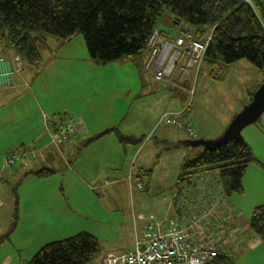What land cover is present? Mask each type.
Returning a JSON list of instances; mask_svg holds the SVG:
<instances>
[{
    "label": "crops",
    "instance_id": "0c3cea01",
    "mask_svg": "<svg viewBox=\"0 0 264 264\" xmlns=\"http://www.w3.org/2000/svg\"><path fill=\"white\" fill-rule=\"evenodd\" d=\"M164 24L168 33L159 31L168 39L175 38L177 26L170 25L169 16H166ZM72 39L62 46H47L50 56L46 61L42 58L43 64L39 67L23 66L11 80L0 79V99L3 98L5 104L11 101V152L22 145H33L39 151L37 158L28 167H15L10 175L11 183H15L20 176L24 177L29 173L36 184L24 189L22 216L26 218L27 215L30 227L24 230V235L31 232L35 237L45 236L47 238L44 239L48 242H56L79 233H88L100 243L95 230H81L77 221L90 227L112 223L118 233L125 228L124 233L130 238V244L135 245L136 239H140L138 232L142 236L147 228H151L150 234L157 235L171 221L178 222L181 216L191 210L204 207L207 210L213 209L208 218L212 234L207 237L205 235V242L211 241L234 264H264V241L250 231V219L247 225H243L240 207L229 202L235 199L233 196L228 198L222 190L215 192L203 188L197 179L194 183L190 180L177 187L183 163L190 157L200 155V152L183 150L190 148L185 143L193 140H217L229 125L230 119L214 133H199L189 117V109L187 110L189 88H179L176 76L170 81L156 82L152 72L144 69L147 55L141 68L129 60L99 65L90 60L87 50L86 53L71 50ZM15 57L11 49L0 44V58L10 60L12 64ZM0 66L3 67H0L1 72H5L4 64ZM241 66L251 69L248 62H238L227 69L225 76H228L232 67L237 70ZM30 71H33L32 76L27 74ZM122 72L125 73L124 76L120 75ZM37 75L40 79L38 83L35 79ZM50 78L55 87L49 81ZM187 78L193 77L188 73ZM129 79L133 82L132 85L128 83ZM262 81L263 78L257 76L253 81L252 93L246 90L245 98L248 102L244 106L249 104L250 95ZM53 96L57 102L53 101ZM22 97L26 98L29 106L15 105ZM234 111L235 115L241 109ZM182 112L185 114L181 115ZM164 115H171L179 120L182 119L181 116L187 117L195 130L193 136H188L186 132L182 134L184 129L162 121ZM44 116L80 120L85 126V134L75 143H61L54 149L49 145L50 137L44 127ZM250 129L247 128L246 137L242 132L247 143L251 138L263 140L260 131ZM107 131H116L121 136L142 142L123 146L114 133L93 140ZM166 146L175 153L171 155L172 166L167 172L164 164V174L159 173L161 168L155 173L154 163ZM261 157L256 160L254 158L248 165L242 180L244 194L238 196L242 198L246 195L247 184L253 188L252 195L256 205L251 209L252 212L255 208L264 206V183H255L264 181V154ZM53 158L55 166L47 167ZM46 167L47 170L54 171L50 179H54L55 186H40L41 180L34 175ZM139 171L151 173L148 178L135 181L134 175ZM3 175L5 174H0V184ZM137 184L142 185V190L136 188ZM12 189L11 187V198H7L5 209L11 212V223L15 204ZM4 192L8 191L5 189ZM151 193H156L160 199L162 197L160 206L163 208H159L154 217L145 221L142 210L152 204L153 200H149ZM29 210L30 213H27ZM10 222L5 229H0V238L8 231ZM201 233L204 236V229H201ZM119 235L120 238L123 237L122 234ZM118 237L116 242H109L110 245L102 248L101 257L109 253L120 255L131 252H126L125 247L120 244L125 237L121 241H118ZM9 262L10 259L3 264ZM24 263L26 262L19 264Z\"/></svg>",
    "mask_w": 264,
    "mask_h": 264
},
{
    "label": "trees",
    "instance_id": "16d2710c",
    "mask_svg": "<svg viewBox=\"0 0 264 264\" xmlns=\"http://www.w3.org/2000/svg\"><path fill=\"white\" fill-rule=\"evenodd\" d=\"M164 16L170 17L171 26L179 21V27L189 28L199 41L211 36L203 65L209 67L210 78L215 82H222L227 67L240 61L248 62L264 82V0H0V44L11 49L20 61L16 68L14 62L7 60L13 65L11 76L23 66L34 68L43 64L41 50L46 48L48 39H55L62 46L76 35L83 38L91 61L108 65L129 60L141 68L152 32L166 37L156 28L157 20ZM189 82L191 78L177 86L185 90ZM251 99L252 95L249 103ZM109 133H114L123 146L142 142L116 131H107L93 140ZM252 161L244 140L229 142L211 153L203 151L183 163L177 187L188 183L198 171L212 170L218 173L226 197L242 195V180ZM150 173L136 172L135 181L148 178ZM34 175L48 179L54 171L43 169ZM12 192L16 194L15 189ZM17 206L15 200L11 232L18 219ZM249 228L264 241V206L253 210ZM7 238L6 233L0 244ZM101 252L94 236L79 233L45 245L25 264H92ZM210 264L234 263L219 254Z\"/></svg>",
    "mask_w": 264,
    "mask_h": 264
},
{
    "label": "rangeland",
    "instance_id": "374dc122",
    "mask_svg": "<svg viewBox=\"0 0 264 264\" xmlns=\"http://www.w3.org/2000/svg\"><path fill=\"white\" fill-rule=\"evenodd\" d=\"M165 18L166 16H164V18L161 20L160 18L157 20L156 28L157 30L168 33L167 27L164 24ZM176 26L178 27V25ZM72 40H73L72 41L73 44H72L71 50H76V52L78 53H80L82 50V53L83 52L86 53V48L84 46V41L81 35H76L75 37H73ZM55 45L60 46V43L57 42L55 39L47 40V46L49 48ZM47 46L45 49L41 50V56L45 61L50 56L49 54L50 50H48ZM0 60L2 59L0 58ZM2 62H4L5 72H1L0 70V79L7 78L5 77L6 73L7 74L9 72L13 73L11 71L10 63H8L9 61L2 60ZM240 62H246V61H240ZM235 64L231 66H234ZM231 66L227 68H230ZM250 68L251 69L241 66L237 68V70H234V68L232 67L227 77L225 76L227 70H225L224 75H223L224 80L222 82H215L214 80L210 78V69L208 66L203 65L200 68L197 78L194 80L192 78L191 83L190 82L188 83L189 92L186 98V105L189 109V117L193 121L196 127L195 130L197 129L199 133L200 131L214 133L216 130L221 129L223 125L225 124V122H227L229 119H230L229 120L230 122L237 115V114L234 115V112H235L234 110L239 111L241 109L242 111V109L245 107L244 104L248 102L246 101V98H245L246 90L249 93H252L251 91H253L254 89V83H253L254 79L257 76H261L252 66ZM32 73L33 71H30L27 74L28 76H32ZM120 75L124 76L125 73L122 72ZM126 76L129 78V73H127ZM191 76L194 77V74L192 73ZM35 79L37 83L40 82L38 75ZM51 80L52 78L49 79L50 82ZM7 81L8 79H6V82ZM128 83L130 85L133 84V82L130 79ZM51 84L53 85V87H55V84L53 82H51ZM2 87L5 88L6 86H2ZM53 101L57 102V99L55 96H53ZM15 105L16 106H24V105L29 106V103L26 101L25 97L24 98L22 97L20 101H18ZM10 111H11V101L5 104V102H3V98H1L0 99V174L4 173L5 175H3L4 178L2 179V182L0 184V229L2 227H3L2 230L5 229L8 223L10 222L11 212L5 211V209H6V204H7L6 202L7 198H11V187L15 189L16 191V194L14 195L15 197L14 196L13 197L18 202V206H17V212H18L17 218L18 219L15 225V228L12 230V232H11V226L6 232L8 236L7 240L4 241L3 244H0V264H3L8 259H10L9 264H19L21 262H28L42 247H44L45 245L49 243H52V242H48L47 239L45 240L44 238H47L45 236L38 235L37 237H35V235L31 232L28 233L27 235H24V230L30 229L29 222L27 221V215H26V218L24 215L22 216V213H23L22 203L24 202V189L28 188L29 186L36 185V184L33 183V179L29 177V173H26V176L24 177L20 176L18 180H16L15 183H11L10 175H11L12 169L15 167H19V166L28 167L30 162L32 160H35V158H37L39 151L33 146L35 153L37 154V155L35 154L34 156L35 158L31 156L28 160H26V162L22 163L21 160L18 159L17 157L18 160H16L15 163L11 165V167L4 166V164L7 163V162L6 163L4 162L6 158H9L10 155L13 156L15 154V151H18V150L24 151V148H26V145H22L21 147H18L19 149L16 148L15 150L11 152V121H10L11 112ZM185 118L191 124L190 120L187 117ZM247 128H251V129L253 128L254 130H258L261 132L262 135L260 136H263L262 141H260L259 139L251 138V140H249V142L247 143L246 138L243 140L245 141V143L249 145L251 149L250 152L252 151L251 156L253 159L255 158L256 160L257 158H262L261 156L264 154L263 153L264 152V114L262 115V117L259 119V121L256 124L251 125ZM247 128L243 130L244 136L246 135V132H248L246 131ZM178 129H182V128H178ZM195 130L193 131V134ZM181 132L182 134H185L186 130L181 131ZM193 134L189 135L187 133V135L190 137L193 136ZM52 148L55 149V147H52ZM183 150H187V152H190V153L200 152V154L203 153L204 151V149L201 147L194 148V149L186 148ZM48 152H50V150ZM55 153L56 151L53 152V154ZM174 154H175L174 151H171V150L169 151V148L166 146L164 150L158 154L157 160L154 163L156 167L155 173H157V171L161 168L159 173L164 174V171H163L164 164H166L167 172H168V170L172 166V156L171 155H174ZM48 158L50 160V156ZM194 158L195 157L193 156L192 158L190 157V159L188 160H192ZM50 163L49 165H47V167L55 166L56 164L55 159L54 158L51 159ZM47 167L45 169H48ZM212 172H215L216 174L211 175ZM32 173L33 171L31 172V174ZM6 174H9V175H6ZM50 178L48 179L39 178V180H41L39 181L40 186H48V187L55 186V181H53L54 179H50ZM196 179L199 181V185L203 188H208L215 192L217 190L219 192L220 190H222V186L219 181L218 173L216 171H212V170L198 171L194 175V177L191 179L192 180L191 183L196 182L195 181ZM255 183L263 184L264 181H261V182L256 181ZM2 187L4 188V190H2L3 189ZM5 189L6 191L10 193L4 192ZM246 189H247L246 191L247 193L244 197L242 198L238 197L244 194V190H243L242 195H233V198L235 199H232V201L231 200L229 201L232 205L235 204L236 207H240L241 209L240 213L242 214L241 222L244 223L243 225L248 224V221L250 219V214L252 212L251 209L254 207V205H256L253 199V195H252L253 188L250 187L249 184H247ZM19 198H20L21 205H19ZM161 199L159 196H156V193L149 194V200H153V201H152V204L151 203L148 204V207L143 208L142 210L144 217H145V221H147L150 217H154L155 213L158 211L159 208L160 209L163 208L162 206H160ZM211 210L213 211V209ZM211 210H208V212H210ZM27 213H30V210ZM77 223L81 227L80 228L81 230L88 231L91 229L93 232L94 230H95V233L97 232L96 234L99 235V239H100L99 241L102 246L101 249L105 248L107 245H110L109 242L110 243L113 241L116 242L119 234H122L123 237H125L124 241L120 244H122L125 247L126 252L132 251L134 249V245L130 244V238L127 236V233H124L125 228L121 229L122 231L121 233H118L117 228L111 225L112 223H110V225H101L98 227H95V226L90 227L86 223L80 222V221H77ZM10 225H11V222H10ZM168 227L169 226H167V228ZM167 228L165 230H167ZM223 229L225 230L226 228H223ZM47 231H49V229ZM164 231H162L161 233H163ZM144 232H146V230ZM120 236L121 235H119L118 237L119 238L118 241H121L123 238V237L120 238ZM137 236L140 238L142 237L140 232H138ZM137 240L138 239H136V241ZM106 255L120 256L122 254L117 255V254L109 253ZM106 255L102 257L100 256V258L92 264H102V260Z\"/></svg>",
    "mask_w": 264,
    "mask_h": 264
},
{
    "label": "built area",
    "instance_id": "2783aa9c",
    "mask_svg": "<svg viewBox=\"0 0 264 264\" xmlns=\"http://www.w3.org/2000/svg\"><path fill=\"white\" fill-rule=\"evenodd\" d=\"M210 40V35L204 41L195 39L186 27L178 26L177 36L173 39H168L158 31H154L147 41L148 54L144 69L152 72L156 82L170 81L176 76L177 83L181 84L186 81L188 73L194 74V80L203 65ZM2 60L0 64H4ZM14 64L18 68L19 59L16 58ZM11 75L12 73L9 72L5 77L9 78ZM184 114L185 112L181 113ZM181 117L182 119L179 120L174 116L164 115L161 120L185 129L189 135H192L193 127L185 117ZM43 122L55 148L61 143L63 145L75 143L85 134V126L80 120H61L54 116H44ZM15 154L5 159L7 165L4 166L11 167L18 159L22 163L26 162L36 153L32 145H27L24 151H15ZM136 188L142 190V185L137 184ZM207 213L209 214L205 208L191 210L181 216L178 222L171 221L167 230L157 235H151L152 229L147 228L146 232L142 233V237L135 241L131 252L120 256L106 255L102 264H210L222 253L211 244V241H204L205 235L207 237L212 234L208 226ZM201 229H204V236Z\"/></svg>",
    "mask_w": 264,
    "mask_h": 264
},
{
    "label": "water",
    "instance_id": "95a60500",
    "mask_svg": "<svg viewBox=\"0 0 264 264\" xmlns=\"http://www.w3.org/2000/svg\"><path fill=\"white\" fill-rule=\"evenodd\" d=\"M179 25V21H174ZM264 114V82L252 95L251 102L246 105L229 123L222 136L214 141L195 140L188 141L185 146L190 148L201 147L206 152H214L221 146L232 141H243L242 132L247 127L256 124Z\"/></svg>",
    "mask_w": 264,
    "mask_h": 264
}]
</instances>
